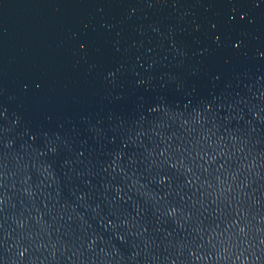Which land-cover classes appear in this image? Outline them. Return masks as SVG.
<instances>
[{
	"label": "water",
	"instance_id": "obj_1",
	"mask_svg": "<svg viewBox=\"0 0 264 264\" xmlns=\"http://www.w3.org/2000/svg\"><path fill=\"white\" fill-rule=\"evenodd\" d=\"M0 264H264V0H0Z\"/></svg>",
	"mask_w": 264,
	"mask_h": 264
}]
</instances>
